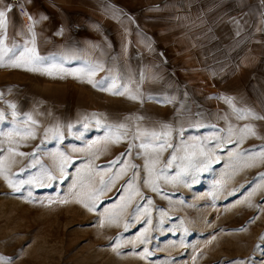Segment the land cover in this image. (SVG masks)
Segmentation results:
<instances>
[{"label":"rangeland","instance_id":"374dc122","mask_svg":"<svg viewBox=\"0 0 264 264\" xmlns=\"http://www.w3.org/2000/svg\"><path fill=\"white\" fill-rule=\"evenodd\" d=\"M35 83L0 78L8 264H264L260 130L141 115L121 128L108 108L126 100L101 92L87 108Z\"/></svg>","mask_w":264,"mask_h":264},{"label":"crops","instance_id":"0c3cea01","mask_svg":"<svg viewBox=\"0 0 264 264\" xmlns=\"http://www.w3.org/2000/svg\"><path fill=\"white\" fill-rule=\"evenodd\" d=\"M0 11L10 50L0 78L35 79L87 108L109 93L130 103L108 108L121 125L171 117L226 134L228 118L264 138V0H0ZM25 48L38 71L11 66Z\"/></svg>","mask_w":264,"mask_h":264},{"label":"snow or ice","instance_id":"6c2138e0","mask_svg":"<svg viewBox=\"0 0 264 264\" xmlns=\"http://www.w3.org/2000/svg\"><path fill=\"white\" fill-rule=\"evenodd\" d=\"M9 11H10V9H9ZM29 18H31V17H29ZM0 29L3 30L2 33H0V61H2L4 55H6L10 51L8 48L3 47L4 40L6 39V31H7V21H6V12L5 11H0ZM16 56H19L20 59L17 60ZM25 57H26V59H25ZM39 60H40V57L36 53L34 48L31 49V50L25 48L20 53H16L13 57L10 58L12 67H16V68L25 67L26 70H28V71H38L39 70L38 68L29 67L28 65H34V64L38 63ZM0 66H3V64L0 63ZM107 90L111 92V89H107ZM112 94H114V95H123L124 93L123 92H114ZM129 98L132 99V100L136 99L135 96H130ZM0 119H2V116H0ZM120 127L123 128L124 125H120ZM247 131L248 132H252V129L249 128V129H247ZM135 135L136 136H140V135H147V134L146 133L137 132ZM151 135L152 136H156L155 133H152ZM117 140H119V137L117 138ZM139 147L140 148H146L147 145L141 144ZM130 150L131 149H129V151ZM0 261H3L4 264H8V262L5 261L3 257H0Z\"/></svg>","mask_w":264,"mask_h":264},{"label":"built area","instance_id":"2783aa9c","mask_svg":"<svg viewBox=\"0 0 264 264\" xmlns=\"http://www.w3.org/2000/svg\"><path fill=\"white\" fill-rule=\"evenodd\" d=\"M11 4L17 5L20 0H8Z\"/></svg>","mask_w":264,"mask_h":264}]
</instances>
